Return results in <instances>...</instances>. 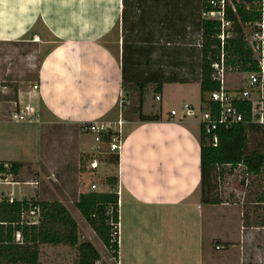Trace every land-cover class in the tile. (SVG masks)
<instances>
[{
  "label": "crops",
  "instance_id": "1",
  "mask_svg": "<svg viewBox=\"0 0 264 264\" xmlns=\"http://www.w3.org/2000/svg\"><path fill=\"white\" fill-rule=\"evenodd\" d=\"M202 10L203 0H0V43L34 39L45 53L38 89L19 88L15 100L22 110L36 109L39 121L16 122L0 114V162L49 168L59 133H69L66 152L54 166L55 177L42 173L39 180H13L12 175L13 184L3 185L10 189L2 190L0 199L13 191L18 200H51L45 197L46 184L52 190L53 181L74 174V157L86 152L83 137L89 135L80 132L82 125L117 120L123 94L136 95L137 102L138 85H145L143 112L159 114L161 119L142 122L134 112V118L125 120L119 162L101 164L94 173L118 183L114 189L105 184L101 190L92 183L90 191L119 194L116 264H226L232 255L235 264H243L247 218L241 209L237 239L215 230L209 240L216 243L215 249L207 242L208 222H226L227 209L239 205L201 200L203 103L196 108L189 90L201 89L197 45ZM160 79L165 82L156 93ZM170 86L185 94L184 103L194 107V115L182 117L183 110L172 115L175 109H165ZM150 92L161 104L145 112ZM158 94L161 100L156 99ZM56 199L63 202L59 195ZM177 240L182 244L176 245ZM223 249L234 253L216 252Z\"/></svg>",
  "mask_w": 264,
  "mask_h": 264
},
{
  "label": "trees",
  "instance_id": "2",
  "mask_svg": "<svg viewBox=\"0 0 264 264\" xmlns=\"http://www.w3.org/2000/svg\"><path fill=\"white\" fill-rule=\"evenodd\" d=\"M243 18H246L244 15ZM219 23L202 19L200 35L203 37L199 51V82L201 101L206 103V94L219 88L218 81L213 79V63L220 61L221 41L217 37ZM235 34L226 40L225 52L228 66L239 67L242 71L255 69L252 53L247 47L241 25L235 21ZM160 79L155 92H160L164 84ZM139 98L134 103V112L142 122L157 121L159 114L143 112L145 85H138ZM18 90H16V101ZM219 144L213 147L208 144L207 136L201 129V200L205 204L227 202L220 196L218 188L221 179L234 173L240 166L250 173L264 172V127L256 124L240 123L230 129L218 131ZM108 162L118 163L119 156L110 155ZM9 165V168L5 167ZM28 164L23 162H0V172L17 176ZM114 189L116 178H108ZM40 208V223L37 225L22 224V213L33 207ZM75 207L82 214L92 230L111 253L112 258L119 259V194L115 190L108 192L80 193ZM21 235L18 241L17 234ZM42 245H64L77 247V264H98L102 257L90 240H80L79 226L67 206L58 199L36 200L9 198L0 199V264H40ZM101 264H107L102 262Z\"/></svg>",
  "mask_w": 264,
  "mask_h": 264
},
{
  "label": "rangeland",
  "instance_id": "3",
  "mask_svg": "<svg viewBox=\"0 0 264 264\" xmlns=\"http://www.w3.org/2000/svg\"><path fill=\"white\" fill-rule=\"evenodd\" d=\"M44 51H41L38 43L33 39L32 41L26 42H15V43H0V114L9 115L11 118L12 112L16 110H21L17 106L16 90L19 88L29 89L37 84L38 71L44 57ZM245 73H239L238 75L233 72L228 71L226 81L228 85L237 79H245ZM240 82V84H242ZM239 85V84H238ZM169 95L165 97L164 104L165 109L169 111L175 109L180 113L184 110V100L185 94L175 87L170 86L167 88L169 90ZM131 92V91H130ZM190 98H195L196 108L200 107L201 104V89L199 86H192L189 90ZM206 96H208L206 94ZM136 95L128 97L123 94V118H134V108L136 107L134 103L136 102ZM147 101L145 102V112H152L159 109L161 102L154 100V93L150 92L146 95ZM120 102L119 101V112H120ZM186 102V101H185ZM182 113V114H183ZM12 119V118H11ZM112 121V120H111ZM115 121V120H114ZM86 124L82 125V134H88L85 130ZM90 137V138H89ZM84 136L83 141L88 142V147H84L86 152H81L80 155H76L75 158V173L68 174L64 181L52 182V190L50 186L46 184V188L49 191V195H46V199H56V196H61L63 203L70 207V212L76 219L79 225V237L82 240H88L96 246V248L101 253L104 258L102 261L106 263V260L110 264H116V260L112 258L111 253L108 251L107 247L96 235L95 232L89 227V224L84 219L82 214L77 208H75V201L78 199L80 193L90 192L92 190V183H98V189L101 190L105 184L110 186L108 179L96 178L92 171L86 168L88 161L91 159L92 151L94 146H96L95 140L91 135ZM69 133L63 132L59 133L57 141L53 144L55 145L54 154L49 161V168L46 166L37 167L33 169L28 167L26 171L18 177L14 176L13 180H26L34 179L39 180L43 173L48 176H53L56 164L61 163V152H66L65 145L69 144ZM58 145V146H57ZM89 151V152H88ZM101 153H94L95 157L99 160L106 159L110 154L107 153V147L102 146L100 149ZM104 174V172L102 173ZM55 177V175H54ZM41 186V185H40ZM106 188V187H105ZM220 196L226 201H231L239 205L238 208L227 209L230 213L229 219L223 223H211L208 222L207 226V242L211 245L212 249H215V244L209 242L210 235L215 232V230L222 231L223 234L237 239L239 236V209L245 213L246 222H244V229L247 232V238L244 239V249L240 256L242 255L243 264H264V172L260 174L250 173L245 170L244 167L238 168L232 174H228L225 178L221 179L218 185ZM10 189L8 186L0 185V193L2 190ZM104 189V188H103ZM27 192V191H24ZM29 192V190H28ZM67 192V193H66ZM22 195V194H21ZM19 195V196H21ZM44 196V195H42ZM30 198V197H25ZM44 198V197H43ZM18 199V198H17ZM238 210V215L236 211ZM248 216V217H247ZM31 220H35L38 216L29 217ZM178 235V231L176 232ZM176 235V237H177ZM88 238V239H87ZM182 242L181 237L177 238ZM176 241V245H181L182 243ZM243 240V238H242ZM207 243V244H208ZM241 251V250H240ZM219 254H233L228 252V249H223L222 251H216ZM78 249L69 248L64 245H42L41 246V263L40 264H77L78 262ZM236 257L232 255L231 259L226 262V264H235Z\"/></svg>",
  "mask_w": 264,
  "mask_h": 264
},
{
  "label": "built area",
  "instance_id": "4",
  "mask_svg": "<svg viewBox=\"0 0 264 264\" xmlns=\"http://www.w3.org/2000/svg\"><path fill=\"white\" fill-rule=\"evenodd\" d=\"M244 15L246 18H243ZM202 17L205 20L216 21L220 26L217 33L221 41L220 61L212 64L215 69L213 79L218 81L220 86L217 90L207 93L206 103L199 108L201 129L207 136L208 144L217 147L219 144L218 131L221 128L230 129L240 123L264 127V0H203ZM235 21L241 25L244 41L252 53L255 63L254 70L244 72L239 67L228 66L224 47L226 40L235 34ZM202 42L203 37L200 35L199 47L202 46ZM228 71L236 75L245 73L246 78L237 79L232 85H228L226 81ZM242 81L243 83L240 84ZM34 89H38V84L34 85ZM156 99L161 100V96L156 95ZM122 108L123 96L117 120H96L85 126V130L96 143L91 153L93 155L86 165L92 173H95L101 164L108 163L107 158L99 160L94 155L96 152L101 153L102 146L107 147V153L110 155H117L120 158L122 154L126 122ZM184 110L182 117L195 114L194 107L190 104H185ZM171 114L176 115L177 110H172ZM11 118L16 122H38L39 113L33 107L27 106L23 110L12 112ZM5 167L9 168V165L5 164ZM10 176L12 174L0 172V185L13 184L12 180H9ZM4 196L9 198L10 203L17 199L13 191ZM35 216H38L35 220L29 218ZM40 219V208L35 206L29 211H23L21 223L37 225ZM117 227L119 230V225ZM16 238L18 241L22 239L19 233ZM217 248L221 247L217 246Z\"/></svg>",
  "mask_w": 264,
  "mask_h": 264
}]
</instances>
